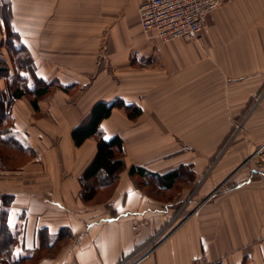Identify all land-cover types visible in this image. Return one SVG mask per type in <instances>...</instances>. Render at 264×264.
Returning <instances> with one entry per match:
<instances>
[{
  "label": "crops",
  "instance_id": "1",
  "mask_svg": "<svg viewBox=\"0 0 264 264\" xmlns=\"http://www.w3.org/2000/svg\"><path fill=\"white\" fill-rule=\"evenodd\" d=\"M96 1L0 0V47L7 64V75H0V117L12 121L8 132L0 127L5 134L0 140L8 139L16 151L0 153V254L9 252L15 262L30 260L65 237L70 241L59 254L43 256L39 264H116L160 231L175 203L184 202L167 198L185 179L183 170L198 180L208 160L172 157L174 136L162 137L155 120L140 119L152 109L156 117L168 114L166 107L178 103L180 112L190 115L191 106L201 104L191 101L189 90L211 69L219 98L228 103L215 113L222 130L237 126L231 152L204 174L198 196L185 204L188 214L138 264H205L215 259L264 264V0L222 4L208 14L199 39L168 42L142 29L139 6L144 0H119L109 56L105 51L95 55L90 38L82 46L78 39L80 33L92 36L89 7ZM103 1L109 25L111 0ZM81 21L87 22L86 29H80ZM10 31L31 64L18 57L20 71L13 79L12 49L6 48L13 40ZM5 79L15 85L3 87ZM46 86L52 88L37 93ZM17 87L22 95L15 96ZM100 101L114 104L100 123L102 135L121 137L126 154L120 185L113 192L101 177L84 178L97 154L99 135L82 144L72 135ZM183 128L195 132L188 124ZM198 140L205 144L201 135ZM232 176L236 183L225 186ZM105 193L104 203H88ZM8 244L16 246L6 252L3 246Z\"/></svg>",
  "mask_w": 264,
  "mask_h": 264
},
{
  "label": "rangeland",
  "instance_id": "2",
  "mask_svg": "<svg viewBox=\"0 0 264 264\" xmlns=\"http://www.w3.org/2000/svg\"><path fill=\"white\" fill-rule=\"evenodd\" d=\"M118 2L120 1L111 0V5H110L111 13L114 14V16H111L112 18L110 19L109 25L106 24L107 23L106 21L104 22L105 19L103 18L104 5L106 4L103 0H98L96 1L94 5H92L93 7H89V11L92 12L94 16L92 33L89 34L92 36H86L85 35L86 33H80L78 37L80 46L86 45L87 39L90 38V41L92 40L94 42V47L96 48L95 55H97L98 53V55L100 56V54H102L103 51L106 52L105 54L107 56L110 55L111 48L112 49L114 48L113 42L111 40V32L113 29L112 27L114 23L115 25L116 23H118L117 21L119 17L118 15L119 13H121V9L119 8ZM86 24H87L86 21L79 22L80 29L81 28L86 29ZM15 37L16 36L10 31V39H13V40H11L10 42H8V44H6V48L9 49V51L10 49H12V52H8V57L12 61H14L13 66L15 67V70H13L15 75L14 77H12V79L17 78L18 72L20 71V69H18L16 65L18 62L16 59H18V57L23 56V61L25 62L26 65H28L31 68L30 58L27 52H24L23 50L19 51V47H17L16 45L18 43L16 40L14 41ZM89 45H91V42L89 43ZM1 49L2 47H0V55H1ZM17 51H19V54H17ZM3 57H4L3 55L0 56V75L6 76L7 75L6 70L5 71L2 70V69H6L7 67L6 66L7 64L4 61ZM2 61L4 62L2 63ZM30 68H29V71L31 70ZM200 79L201 80L200 81L198 80L197 82V86H195L194 83L192 84L189 92L191 94V101H198L201 105H199L198 108L191 106L190 115L186 114L188 113L186 112V110L180 112L182 110V107H178L179 106V103H178V105L176 104V108L174 106L175 108L174 115H170L171 113L174 112V108L169 109V107L167 106L166 109L167 111H169L168 114H161L159 117H156L155 115H153L154 109H152L148 111L145 116L141 117L140 120L141 122L143 120L144 122H146V120L153 119L156 121V124L160 129L159 135H162V137L163 135L165 136L166 134L168 135V137H170V135L174 136L175 143L169 149L171 152H174L172 157H175L176 159H179V158L188 159L189 156L190 158H192L193 156L206 157L205 159L208 160L207 161L208 166L206 170L203 173H201L202 175H200V177L197 178L198 180H195V181H193V178H190L189 176L187 177L185 170H183L181 177L185 179L180 180L179 183L176 184L175 188H173V190L168 194L167 198H170L175 201L183 200L184 202L180 201L178 204L175 203L176 210L175 212L174 211L172 212L173 215L167 221L165 226L161 228V230L158 231L155 235H153L145 244H143L142 246L138 248H135L132 252L123 256L116 264H138L144 259H146L147 257H149L150 255L152 256V254L154 253L158 245L165 239V237H167L168 234H165L166 231L173 225H176V223L180 222L188 214V210H187L188 207L185 204L188 202H191L192 199L198 196L199 188L202 185V182L204 181V178H205V177L202 178L204 174H209V172H211L212 169L215 168L216 163L220 159H222L224 155L226 156V154L231 152V146H232L231 142L233 141V138H234V135L232 136V133H234L237 126H235V129L233 130H231L230 127L226 128V130H222L224 126L221 123V118L219 116H216L215 114L219 106H221L224 103L225 105H228V103L226 101L220 100L219 98L220 94L217 92V84L215 81L216 76L215 74H213V70L211 69L208 70V73L205 76V78L203 77ZM202 81H206V84L204 85V89L202 86L203 84ZM199 82H200V85H199ZM2 83H3L2 86L3 87L6 86L7 88L10 86L13 87L15 85L10 82L8 83L6 79ZM48 88L51 89L52 86H49ZM198 89H200V91H198ZM198 93H201V95L196 97V99H192L193 97L197 96ZM0 94H2L1 90H0ZM151 102L153 105H156L154 101H151ZM2 109L3 108L0 105L1 113H2ZM129 113L131 114V112ZM2 120L3 118L0 117L1 132L6 133L8 132L6 130L10 127L12 121L9 118H7L4 121ZM84 120L85 118L82 120V122ZM215 120L217 121L216 122L217 127H215V122H214ZM184 124H188L192 126V129L195 130V132L187 133L186 132L187 130H184L183 128ZM242 127H243V123L239 125L238 131H241L243 129ZM201 131L202 133L200 134ZM151 133H152V130L149 132V136ZM3 135L5 134H2L1 136ZM200 135L202 137V142L205 144H199L198 138ZM204 135L206 138L205 140H203ZM143 137L144 139H146V133L143 134ZM97 138L99 141V136ZM8 143H9L8 139L0 140V153H2L5 156L6 155L9 156L10 154H16V151L12 150L14 148H12ZM155 147L156 146H152L150 149H154ZM116 154L117 156H120L123 160L126 159V154L124 153V151L119 152L117 150ZM119 173L120 171L115 177L114 176L109 177L106 174H103L101 177L102 181L106 185H108L109 188H111V192L115 191V189L118 188V185H120V179H121L122 173L121 174ZM226 182H224L223 184H225ZM156 183H157V180H156ZM158 183L159 185H161L160 181ZM232 183H236L233 181V176L230 178V180H228V183H226L225 186L227 185L229 186ZM154 185L155 184L153 183V186ZM87 189H88V186H87ZM87 189H85V192H89ZM107 195H108L107 193H105L104 195L98 194L95 197L96 198L95 200L93 201L90 200L88 203L91 206L102 204L104 203L102 201L106 199ZM208 199L210 198H206V200ZM172 200H169V201H172ZM67 241L69 242L70 238L64 237L58 245L52 246L51 248H44L38 251L37 254L32 259L30 260L24 259V260H20L16 262L11 260V258L9 257L10 254H8L7 256V253L9 252L6 251V250H9V251L12 250V248H15L16 245H13L12 247V246H9L8 244L7 246L8 248L3 246V250L6 251L7 253L0 254V264H39V260L43 256L47 257V256L58 255L59 252L61 251V248L67 243Z\"/></svg>",
  "mask_w": 264,
  "mask_h": 264
},
{
  "label": "built area",
  "instance_id": "3",
  "mask_svg": "<svg viewBox=\"0 0 264 264\" xmlns=\"http://www.w3.org/2000/svg\"><path fill=\"white\" fill-rule=\"evenodd\" d=\"M232 0H144L139 16L144 32L163 42L177 38H200L208 14ZM205 264H225L222 259Z\"/></svg>",
  "mask_w": 264,
  "mask_h": 264
},
{
  "label": "trees",
  "instance_id": "4",
  "mask_svg": "<svg viewBox=\"0 0 264 264\" xmlns=\"http://www.w3.org/2000/svg\"><path fill=\"white\" fill-rule=\"evenodd\" d=\"M48 90V86L41 87L37 90V93L44 94ZM22 93L23 91L20 87H17L14 90L15 96L22 95ZM113 105V103L109 104L104 101L98 102L94 105L85 120L76 126L72 132L73 138L77 144H82L92 135L98 134L100 136L97 154L84 173V178L86 180L102 177L103 174H106L109 177H115L124 167V160L116 154L117 150L119 152L123 151V141L121 137L114 136L110 139H106L103 137L100 128L101 121L110 115ZM135 171H137V168L134 166L132 167L131 172L134 173ZM169 176L173 175H168V177ZM4 247L8 248L7 245H4Z\"/></svg>",
  "mask_w": 264,
  "mask_h": 264
}]
</instances>
